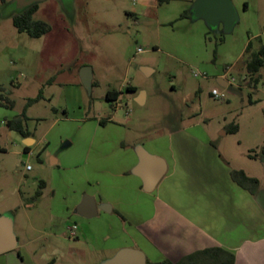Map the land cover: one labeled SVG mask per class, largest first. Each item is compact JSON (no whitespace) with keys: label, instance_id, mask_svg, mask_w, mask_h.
<instances>
[{"label":"rangeland","instance_id":"obj_1","mask_svg":"<svg viewBox=\"0 0 264 264\" xmlns=\"http://www.w3.org/2000/svg\"><path fill=\"white\" fill-rule=\"evenodd\" d=\"M231 1L237 19L226 30L194 17L193 0H41L34 18L50 31L31 37L12 24L15 0H0V94L14 101L0 104V212L12 218L18 240L34 238L41 256L51 249L45 234L74 222L97 248L88 264L112 256L114 232L126 230L122 216L103 209L82 216L78 200L93 194L111 206L114 184L130 200L134 178L115 175L137 148L168 155L188 148L181 141L189 136L210 138L233 169L264 186V68L250 78L244 66L247 42L264 44V0ZM84 65L92 71L89 93L79 77ZM214 87L223 97L211 95ZM112 89L115 101L105 98ZM141 90L145 102L138 104ZM25 108V137L35 139L29 151L6 126Z\"/></svg>","mask_w":264,"mask_h":264},{"label":"crops","instance_id":"obj_2","mask_svg":"<svg viewBox=\"0 0 264 264\" xmlns=\"http://www.w3.org/2000/svg\"><path fill=\"white\" fill-rule=\"evenodd\" d=\"M221 78L224 79L223 75L217 76L216 81L222 82ZM22 137L24 150L29 151L28 143L34 144L35 139L32 135ZM181 143L188 148L172 150L168 155L146 150L166 162L164 175L150 191L142 188V180L133 172L138 163L136 153L114 174L124 179L134 178L135 196L129 193L131 199L125 198V188L114 184L116 190L109 212L114 210L116 216H122L126 224L119 228L126 230L117 228L114 232L112 256L120 248L129 247L144 253L145 264L165 259L177 264L181 261L182 264H229L231 253L233 264H264V186L259 181L254 194L239 186L231 177L233 168L210 138L189 136ZM153 190L154 196L150 193ZM90 196L96 203L107 201ZM0 215L6 214L0 212ZM76 229L74 222H68L65 231L45 234L51 249L45 251L40 247L41 256L32 245L34 238L26 236L18 240L16 248L0 253V264H88L87 257L97 248L87 246ZM188 255L193 257L187 260ZM41 259L44 263L37 262Z\"/></svg>","mask_w":264,"mask_h":264},{"label":"water","instance_id":"obj_3","mask_svg":"<svg viewBox=\"0 0 264 264\" xmlns=\"http://www.w3.org/2000/svg\"><path fill=\"white\" fill-rule=\"evenodd\" d=\"M39 1L41 0H15V5L17 10H20ZM191 10L194 17L204 18L211 27H215L219 22H222L226 30H229L237 19L231 0H193ZM140 70L145 75L151 71L146 66H141ZM79 77L82 85L89 93L92 85V71L90 66H82L79 69ZM222 80V82L217 80L218 85L226 86V81L224 79ZM135 101L138 104H143V90L135 97ZM136 154L138 156V163L134 167L133 172L142 180V188L145 191H150L164 175L166 162L162 157L153 155L142 147L137 148ZM261 166L264 175V160ZM98 209L110 211L111 206L104 202L96 203L94 197L84 195L76 207L77 213L85 217L95 216ZM17 244L18 239L13 230L12 218L9 215H0V253L16 248ZM98 264H145V256L139 249L124 247L117 250L113 256L102 260Z\"/></svg>","mask_w":264,"mask_h":264},{"label":"trees","instance_id":"obj_4","mask_svg":"<svg viewBox=\"0 0 264 264\" xmlns=\"http://www.w3.org/2000/svg\"><path fill=\"white\" fill-rule=\"evenodd\" d=\"M170 0H157L158 3L162 2H168ZM243 7H246V4H243ZM38 8V3H32L29 6H26L20 10H17L14 14H12L11 20L12 24L16 28L18 32H26L31 37H39L48 31H50V25L40 19L34 18V13L36 12ZM184 13L181 14L183 16ZM245 52L247 53V58L244 61V66L246 69V72L252 78L255 74H258L260 69L264 68V44H260L258 48L252 49L251 41L249 40L245 47ZM55 75H52L47 82L53 81ZM259 77V74L257 75V78ZM255 77V81L257 80ZM127 89L135 90L136 87L134 86H127ZM119 91L112 89L107 91L105 98L109 101H115L118 98ZM41 97V91L33 98H29L27 100V104L33 103L37 101ZM0 104L7 106V107H13L14 101L10 99L6 95L0 94ZM26 108L22 110L20 114L15 116L13 119L6 121V126L9 130H14L18 132L21 136H27L30 134L29 131L24 129V122L27 120V116L25 114ZM237 129V127H234V131ZM231 177L232 179L242 188L248 190L251 194H254L259 186V179L250 176L244 171L243 169H232L231 170ZM43 182L39 183V188L35 193V196L41 195V189L43 188ZM193 257V255H188L185 259L189 260ZM234 262V255L230 254V260L229 264H233ZM151 264H177L174 262H171L167 259L162 260L160 262H155ZM178 264H182V261ZM226 264V262H225Z\"/></svg>","mask_w":264,"mask_h":264},{"label":"built area","instance_id":"obj_5","mask_svg":"<svg viewBox=\"0 0 264 264\" xmlns=\"http://www.w3.org/2000/svg\"><path fill=\"white\" fill-rule=\"evenodd\" d=\"M140 50V49H139ZM229 82L227 81V84ZM211 95L214 96V97H217V98H221L223 97V92H221L218 88L214 87L212 88L211 90ZM29 167V166H28Z\"/></svg>","mask_w":264,"mask_h":264}]
</instances>
